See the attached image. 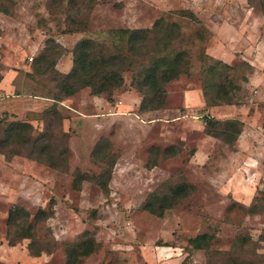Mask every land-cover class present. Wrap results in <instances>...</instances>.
<instances>
[{"label":"rangeland","instance_id":"obj_1","mask_svg":"<svg viewBox=\"0 0 264 264\" xmlns=\"http://www.w3.org/2000/svg\"><path fill=\"white\" fill-rule=\"evenodd\" d=\"M1 1L10 13L0 11V112L30 122L51 159L0 155V264H66L67 245L86 232L100 248L78 264H264V0H95L89 17L86 10L77 16L87 26L80 32L68 29L80 28L72 20L81 0ZM177 9L192 10L202 22ZM160 18L180 27L174 46L190 61V74L167 84L164 108L140 109L133 71L112 100L88 87L59 102L50 98L59 91L57 70H70L79 39L111 46L110 29L149 28ZM46 47L49 58L36 69ZM225 91L233 102L225 104ZM207 114L244 118L241 153L205 132ZM98 143L116 159L109 193L92 180L74 184L77 172L100 173L92 158ZM170 145L175 155H165ZM52 153L61 156L56 167ZM179 175L193 192L162 216L146 210L149 194ZM255 199L262 208L248 211ZM52 201L54 214L39 221L37 234L51 232L55 249L32 256L29 239L10 244L11 209L22 206L33 218L41 208L49 212ZM205 233L212 235L211 258L191 243Z\"/></svg>","mask_w":264,"mask_h":264},{"label":"trees","instance_id":"obj_2","mask_svg":"<svg viewBox=\"0 0 264 264\" xmlns=\"http://www.w3.org/2000/svg\"><path fill=\"white\" fill-rule=\"evenodd\" d=\"M58 1L62 2V0ZM77 1L68 0V3L75 5ZM95 4V0H81L80 6L77 8V15H75L76 19L72 20L73 24L80 23V28L68 29L69 32H80L87 28L86 24L84 25L82 21L79 22L77 16H82L86 10L88 11L86 16L89 17V13L92 12ZM0 11L5 14L10 13V8L6 6V2H0ZM172 12L187 16L193 21L202 22L190 9H177ZM108 32L113 40L111 46L92 37H83L76 42L72 50V66L66 73L57 70L59 72L57 73V79L59 80L57 88L59 91L50 98L54 102H59L63 98L72 96L79 90L88 87L93 95L112 100L114 90L122 87L125 83V72L133 71L132 84L142 94L140 109L157 110L164 108L167 104V84L178 79L182 74H190L188 53L176 49L174 46V41L179 37L180 27L172 22L165 23L164 19L160 18L149 28H115L110 29ZM53 42L56 47L60 46L58 42ZM47 48L37 58L36 69H42L43 64L47 62L51 51ZM209 58L216 65L221 63L231 70L234 69V66H230L220 59L211 56ZM215 63L211 67L213 73L216 68ZM55 64L56 59L52 61L53 68H55ZM246 65L248 70L253 73V65L251 63H246ZM46 67H48V63H46ZM3 77V75H0V82ZM224 95L226 96L225 104L233 102L228 91H225ZM0 96L2 95L0 94ZM220 101L221 99L218 98L214 102H208L207 105L212 107L219 104ZM8 116L11 117L6 111L0 112V155H5L8 160H11L15 155L24 154L29 158L50 161L51 158L44 154L47 147L41 142L39 143V138L33 137V125L22 119L9 121ZM203 120L204 129L208 135L223 141L230 148L235 147L244 128L243 121L238 118L219 119L209 114L204 116ZM1 131L4 133L3 137ZM175 148V145L166 147L165 155H175L178 152ZM155 150L156 152L159 151L158 148H155ZM110 154L103 143H98L92 153V158L93 162L100 166L101 171L99 174L93 175L77 172L74 179L76 188L81 186L83 180H92L104 192L109 193L110 180L116 162L114 156ZM60 157V155H53L52 153L53 167H56L54 159L57 160ZM194 189V185L189 183L183 175H179L175 182L167 183L162 186V189L150 193L146 200L145 209L162 216L167 209L174 208L183 199L187 198ZM257 201L258 199L253 200L247 210L258 212L262 208V204L257 203ZM53 214V201L49 212L41 208L33 218L32 214L24 207H14L8 215L9 225L14 229L9 231V243L14 245L18 238L29 239V251L32 256H41L43 252H52L55 249L53 235L48 232L46 237H40L37 234V226L39 221L48 219ZM211 240L212 235L205 233L191 239V243L195 248L204 249L211 258ZM240 241L239 244L243 248L247 243V239H241ZM99 248L100 245L94 238L93 233L86 232L83 240L67 245L65 250L67 254L66 264H78L77 262L81 257L89 256L98 251Z\"/></svg>","mask_w":264,"mask_h":264},{"label":"crops","instance_id":"obj_3","mask_svg":"<svg viewBox=\"0 0 264 264\" xmlns=\"http://www.w3.org/2000/svg\"><path fill=\"white\" fill-rule=\"evenodd\" d=\"M209 26V25H208ZM210 27V26H209ZM211 28V27H210ZM212 29V28H211ZM215 58H217V59H220V60H223L224 62H226V63H229V64H231L230 62H228V61H226V60H224V59H221V58H218V57H215ZM251 64H252V62H251ZM3 83V82H2ZM4 89V88H3ZM1 90H2V87H1ZM1 98H2V96H0ZM0 98V99H1ZM237 108V107H236ZM237 110H238V108H237ZM239 112V111H238ZM241 115V114H240ZM228 118H238V119H240L241 121H243V123H244V126L245 125H248L247 123H246V121L244 120V118L242 117V116H235V117H226V118H222V119H228ZM238 141V140H237ZM235 149H236V152H242V150H241V147H240V145L236 142V145H235Z\"/></svg>","mask_w":264,"mask_h":264}]
</instances>
